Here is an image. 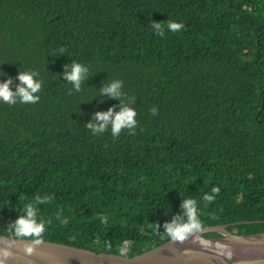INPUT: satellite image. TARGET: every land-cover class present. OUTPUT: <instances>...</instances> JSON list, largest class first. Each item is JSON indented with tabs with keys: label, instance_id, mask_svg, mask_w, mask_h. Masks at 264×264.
Returning <instances> with one entry per match:
<instances>
[{
	"label": "trees",
	"instance_id": "obj_1",
	"mask_svg": "<svg viewBox=\"0 0 264 264\" xmlns=\"http://www.w3.org/2000/svg\"><path fill=\"white\" fill-rule=\"evenodd\" d=\"M71 59L89 68L80 92L63 80ZM18 70L42 88L0 103L1 235L45 195L40 240L101 254L171 241L155 224L186 197L200 230L264 234V0H0V71ZM113 79L137 123L93 135L92 113L119 108L96 97Z\"/></svg>",
	"mask_w": 264,
	"mask_h": 264
},
{
	"label": "clouds",
	"instance_id": "obj_2",
	"mask_svg": "<svg viewBox=\"0 0 264 264\" xmlns=\"http://www.w3.org/2000/svg\"><path fill=\"white\" fill-rule=\"evenodd\" d=\"M154 32L163 36L164 30L161 22L152 21L149 24ZM181 24L176 21H169L167 29L177 31ZM63 80L71 84L70 91L80 92L82 82L88 79L89 68L74 59L70 63L63 65ZM0 103L8 105L34 104L39 101L38 93L42 88V81L38 78V73L32 70H18L15 78L8 76L3 71H0ZM123 82L119 79L108 80L103 82V85L97 89L99 93L96 97L112 98L119 101L118 110L115 107H109L106 111H94L91 119L84 125L91 130L93 135L104 133L110 130L112 137H117L122 130L132 131L137 123L136 111L120 99L124 93L122 92ZM152 115L157 114V108L154 106L150 109ZM219 189L216 186L211 188V193H217ZM49 197H36V204L47 202ZM214 196L209 193H204L202 200L212 201ZM36 204L28 202L22 210H19V215L9 225L11 234L15 238H31L29 246L26 247V252H31V245L38 244L41 234L44 232L43 220L37 219ZM180 211L171 215L170 219L165 220L162 224H155L158 229H162L170 239L182 241L188 234L201 229V222L197 216V207L193 198L186 197L180 200ZM15 243V240H10L7 246L0 247V264H5V260L11 255L10 249ZM121 254H126L128 249L120 246Z\"/></svg>",
	"mask_w": 264,
	"mask_h": 264
},
{
	"label": "water",
	"instance_id": "obj_3",
	"mask_svg": "<svg viewBox=\"0 0 264 264\" xmlns=\"http://www.w3.org/2000/svg\"><path fill=\"white\" fill-rule=\"evenodd\" d=\"M230 226L203 229L187 236L200 234V241L169 248L171 240L138 257L101 254L71 245L40 240L31 245L30 239L0 234V247L15 240L5 264H264V234H232ZM217 234L218 237H209Z\"/></svg>",
	"mask_w": 264,
	"mask_h": 264
},
{
	"label": "bare ground",
	"instance_id": "obj_4",
	"mask_svg": "<svg viewBox=\"0 0 264 264\" xmlns=\"http://www.w3.org/2000/svg\"><path fill=\"white\" fill-rule=\"evenodd\" d=\"M191 241H195V243L200 241V234L194 233V234H191L189 236H186L182 241H176L174 243H171L169 245V248L173 249V248L180 246V244L183 245V244L191 242Z\"/></svg>",
	"mask_w": 264,
	"mask_h": 264
}]
</instances>
